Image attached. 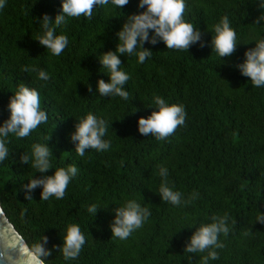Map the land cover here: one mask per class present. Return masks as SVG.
<instances>
[{
    "label": "trees",
    "instance_id": "1",
    "mask_svg": "<svg viewBox=\"0 0 264 264\" xmlns=\"http://www.w3.org/2000/svg\"><path fill=\"white\" fill-rule=\"evenodd\" d=\"M184 20L202 33V41L188 51L167 49L161 41L145 43L152 51L144 63L138 56L121 55L120 69L130 79L124 86L127 100L101 97L97 81H109L99 58L115 51L116 33L131 14L144 11L139 0L120 9L98 7L92 19L66 18L56 35H66L68 45L53 55L37 39L39 21L54 19L61 0H6L0 9V125L9 118L8 103L20 84L38 91L48 121L26 138L10 134V155L0 162V208L23 240L31 246L42 235L52 254L45 264H203L208 253H187L186 244L196 229L228 216L229 234L220 235L219 258L208 264H264V87L252 86L235 67L247 49L264 40V0H185ZM227 16L237 33L238 46L221 58L212 48L214 26ZM151 35V32H150ZM139 50V49H138ZM25 67L35 71L24 72ZM49 74L39 79V71ZM91 85L92 91L88 90ZM155 96L168 104L183 105L185 125L166 140L143 136L140 117L156 106ZM92 113L108 124L106 151H75L71 133L75 124ZM51 136L48 141L46 138ZM48 144L52 169L41 174L33 168L34 144ZM28 154L29 164L20 156ZM74 165L77 175L63 199H40L38 187L25 199L24 185L33 176L53 175L57 168ZM160 167L167 168L168 186L182 193L173 205L161 200ZM197 193L195 199H190ZM135 200L151 215L130 237L112 236L114 209ZM97 205V213L88 212ZM78 224L86 237L80 255L65 260L58 247L67 226ZM56 246V247H54Z\"/></svg>",
    "mask_w": 264,
    "mask_h": 264
},
{
    "label": "clouds",
    "instance_id": "2",
    "mask_svg": "<svg viewBox=\"0 0 264 264\" xmlns=\"http://www.w3.org/2000/svg\"><path fill=\"white\" fill-rule=\"evenodd\" d=\"M129 0H61V8L55 18H50L44 14L39 21L43 34L36 41L49 50L53 55L59 56L68 45V38L61 32L56 35V28L67 23L66 18H79L81 16L92 19L94 11L98 7H104L109 4L123 9L128 5ZM6 0H0V9L4 8ZM138 8L144 11L129 15L123 23L121 29L116 33L118 43L115 51H108L99 58L102 68L108 70L109 81L103 79L97 81V89L101 97L119 96L127 100L129 93L124 90V86L130 79L129 75L120 69L122 61L121 55L138 56V62L144 63L146 58L150 57L152 51L145 48V43L156 45L163 42L167 49L188 51L194 44L200 43L201 47L205 44L202 41V33L193 24L184 20L186 11L185 0H139ZM260 8H264L261 3ZM264 20V15L259 16L254 23ZM151 32V35H150ZM215 36H212L211 46L221 57L232 56L238 46V38L235 30L230 26L227 16L214 26ZM139 49V50H138ZM244 61L235 67L242 76L247 77L252 86L264 87V40L255 42V47L249 48L244 53ZM24 72L35 71L25 67ZM39 79L47 81L49 74L45 71H39ZM91 92V85H88ZM153 102L155 110L147 117H140L138 120V131L143 136H154L157 140H166L172 136L178 127L185 125L186 112L183 105L168 104L160 96H155ZM9 118L0 125V162L7 159L10 155L7 146V138L10 134L17 138H26L39 125L47 123V113L41 108V99L38 91L29 88L24 84L18 86V90L10 97L8 103ZM108 124L89 113L75 124V131L71 133L70 139L75 144L76 153L83 157L86 150L94 149L97 151H106L110 148V141L103 137L106 135ZM48 141L51 136L46 138ZM53 156L52 150L48 144H34L32 146L31 160L32 167L37 172L44 174L52 169L50 157ZM30 156L22 154L20 162L29 164ZM78 169L74 165L67 168H57L53 175H41L36 178L33 176L23 187L25 189V199L33 200L31 193L38 187L42 188L40 199L48 200L51 197L63 199L66 190L77 175ZM160 176L162 183L159 189L161 200L173 205H180L190 201H182V193L174 191L168 186L167 168L160 167ZM197 193H194L190 199H195ZM88 212L96 214L97 205L88 207ZM115 216L110 225L112 236L121 240L127 239L131 234L140 229L144 222L151 215L146 207H142L135 200H129L122 207L114 210ZM211 223L199 226L190 237L184 251L187 253H203V264H208V260L219 258L214 250L222 248L223 244L219 237L221 234L227 236L230 228L227 224L228 216H213ZM256 221L264 224V213H261ZM86 243V237L82 233L78 224L67 226L66 234L63 237L62 246L58 251L62 252L65 260L76 259ZM48 237L42 235L40 240L31 246L27 243H9L5 242V250L0 253V259L7 264H45L46 257L52 254L46 247ZM56 247V246H54ZM11 249V253L9 252ZM14 253V254H12Z\"/></svg>",
    "mask_w": 264,
    "mask_h": 264
},
{
    "label": "water",
    "instance_id": "3",
    "mask_svg": "<svg viewBox=\"0 0 264 264\" xmlns=\"http://www.w3.org/2000/svg\"><path fill=\"white\" fill-rule=\"evenodd\" d=\"M6 241L17 244L26 243L14 229L13 225L8 222L0 208V253L5 250ZM9 252L11 253V249H9ZM0 264H7V262L0 259Z\"/></svg>",
    "mask_w": 264,
    "mask_h": 264
}]
</instances>
